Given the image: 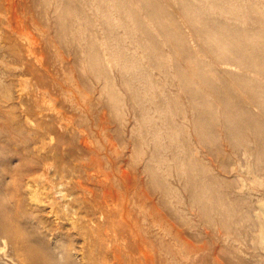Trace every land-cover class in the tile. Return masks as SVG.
Returning a JSON list of instances; mask_svg holds the SVG:
<instances>
[{"label": "rangeland", "instance_id": "obj_1", "mask_svg": "<svg viewBox=\"0 0 264 264\" xmlns=\"http://www.w3.org/2000/svg\"><path fill=\"white\" fill-rule=\"evenodd\" d=\"M245 1L236 0L235 5L241 2L240 11L230 26L235 23L246 31L250 27L254 35L264 31V0ZM211 3L0 0V127L4 128H0V212L17 242L15 247L0 229V264H42L45 257V264H94V260L112 264L111 244L93 247L89 234L99 222L109 225L106 206L114 208L118 221L125 204L139 246L146 251L137 255L142 264H264V237L259 235V221L264 223V157L257 158L254 136L244 125H240L242 138L228 134L225 127L236 126V121L226 118V106L197 72L208 70L222 86L221 94L231 90L228 105L235 108V115L249 110L261 122L264 116L241 83L226 80L217 70L230 68L220 64L219 41L199 29L213 20L222 23L227 13L212 10ZM109 9L113 36L98 14ZM250 32L244 38H251ZM117 41L121 42L118 61L111 54ZM96 56L98 65L93 61ZM175 70L187 73L191 82ZM95 75L102 77L98 80ZM247 76L257 77L250 72ZM148 85L151 89L144 87ZM191 89L204 98L193 102L189 96L190 100ZM193 103L213 108L212 115L196 123ZM47 126L53 133L37 140V130L45 132ZM6 128L11 132L7 134ZM244 146L253 154L250 159L238 155ZM193 158L207 175L198 176ZM189 166L197 181L205 180L212 188L206 195L208 213L188 187L189 174L184 170ZM196 192H204L201 182ZM228 209L234 216L230 222ZM208 216L218 221L210 223ZM110 227L112 234L118 231L117 226ZM119 243L126 242L123 238Z\"/></svg>", "mask_w": 264, "mask_h": 264}, {"label": "bare ground", "instance_id": "obj_2", "mask_svg": "<svg viewBox=\"0 0 264 264\" xmlns=\"http://www.w3.org/2000/svg\"><path fill=\"white\" fill-rule=\"evenodd\" d=\"M92 1H94V0H92ZM182 1H184V0H182ZM186 1V0H185ZM200 1V0H199ZM239 1V0H238ZM245 1V0H244ZM71 2V1H70ZM105 2V1H104ZM192 2V1H191ZM203 2V1H202ZM246 2V1H245ZM250 2V1H249ZM248 1H247V3H249ZM204 3V2H203ZM210 3V2H209ZM237 2H236V0H222L221 2H219V1H217V0H212V3L210 4V8L212 9V10H219L220 12H221V14L222 13H224L225 12V14L227 13V15H225V17H224V19H223V21H222V23L221 22H219V24H216L214 21L215 20H213L212 18H210V17H207V18H210V19H212L213 21H211V22H208V23H206V24H204L203 25V27L202 28H198L200 31H202V30H204V31H206V33H208V34H213L212 35V37H215V38H217L218 39V41H219V46L220 47H222V48H220V47H218L219 48V50L221 49V53L219 54V58L221 59V63L220 64H223L224 66H227V67H230L229 69H226V67H225V69H217V70H219L218 72H220L221 74H222V77L224 76L225 78H226V80L227 79H231V80H236V81H238L239 83H241L243 86H244V88L246 89V91H245V93L246 94H248L249 96V98H250V100H251V102H253L258 108H259V110H260V113L262 114V116H264V31L262 30V31H260V30H258V32L254 35V28L252 29V30H254V31H251V32H253V35L255 36L254 38H252L253 37V35H252V37L251 38H244L245 36V34H247L248 32H250L249 31V28H248V32L244 29H241L240 28V26L238 27V26H236L235 25V23L233 24L234 26L233 27H231L230 25L232 24V22H231V24H230V20L232 19H234L235 21H236V19L237 18H234L233 17V15L235 16L236 14H238V11H240V10H237V9H239V7L237 6L239 3L241 4V2H239L237 5H235ZM247 3H245V4H247ZM253 3V2H252ZM257 3V2H256ZM67 4V3H66ZM91 4V3H90ZM94 4V3H93ZM109 4V3H108ZM112 4H114V3H112ZM111 4V5H112ZM170 5H172L171 3H169ZM186 4V3H185ZM184 4V5H185ZM202 4V3H201ZM255 4V2L252 4V5H254ZM70 5V4H69ZM116 5H118V3L116 4ZM156 5V4H155ZM180 5V4H179ZM192 5V4H191ZM197 5V4H196ZM251 5V4H250ZM99 6V5H98ZM107 6V5H106ZM198 6H199V4H198ZM247 6V5H246ZM258 5H256V7H257ZM100 7V6H99ZM103 7V6H102ZM112 7V6H111ZM111 7H109V8H111ZM194 7V6H193ZM95 8V7H94ZM113 8H115V7H113ZM157 8V6L155 7V9ZM201 8V7H200ZM242 8V7H241ZM249 8H250V6H249ZM77 9V8H76ZM103 9V8H102ZM185 9V8H184ZM196 9H197V7H196ZM195 9V10H196ZM203 9V8H202ZM208 9V8H207ZM252 9H254L253 7H252ZM258 9H261V8H258ZM70 10V9H69ZM97 10H99V8L97 9ZM201 10V9H200ZM255 10V9H254ZM113 11H115V10H113ZM189 11V10H188ZM242 11V10H241ZM244 11V10H243ZM243 11H242V14H244L243 13ZM248 11V10H247ZM256 11H257V9H256ZM264 11V10H263ZM262 11V12H263ZM68 12V11H67ZM104 13H101V12H99L98 11V14L99 15H101V18L100 19H102V20H104L107 24L106 25H108V27H110V34L112 35L113 33H114V29H115V26L114 25H112L111 23L112 22H110L111 20H113V18H112V13L110 12V9H109V12L108 13H105V11H103ZM154 12V11H153ZM157 12V11H156ZM186 12V11H185ZM258 13H262L260 10H258L257 11ZM206 13V12H205ZM211 13V12H210ZM209 13V14H210ZM246 13H250V12H246ZM257 13V14H258ZM264 13V12H263ZM262 13V14H263ZM156 14V13H155ZM185 14H188V13H185ZM220 14V15H221ZM252 14V13H251ZM250 14V15H251ZM253 14H255L254 13V11H253ZM85 15V14H84ZM223 15V14H222ZM229 15V16H228ZM239 15V14H238ZM249 15V16H250ZM71 16V15H70ZM189 16H190V14H189ZM206 16V15H205ZM254 16V15H253ZM67 17V16H66ZM74 17V16H73ZM214 17V16H213ZM238 17V16H237ZM245 17V16H244ZM251 17V16H250ZM249 17V18H250ZM264 17V16H263ZM72 18V17H71ZM70 18V19H71ZM195 18H197V17H195ZM239 18H241V17H239ZM252 19H254L253 17H251ZM250 18V19H251ZM257 18V17H256ZM260 18H262V17H260ZM188 19V18H187ZM209 19V20H210ZM217 19H218V17H217ZM244 19V18H243ZM246 19H248V18H246ZM249 19V20H250ZM251 19V20H252ZM258 19V18H257ZM257 19H255V20H257ZM263 19V18H262ZM260 20L261 22L263 21V20ZM220 20V19H219ZM238 20H242V19H238ZM103 21V22H104ZM190 21H191V19H190ZM198 21V20H197ZM201 21H203V19L201 20ZM217 22H218V20H216ZM221 21V20H220ZM240 21H238V22H240ZM258 21V20H257ZM259 21V22H260ZM99 22V21H98ZM104 22V23H105ZM196 22V21H195ZM253 22V21H252ZM80 24V23H79ZM188 24H189V22H188ZM196 24V23H195ZM237 24V23H236ZM243 24V23H242ZM66 25V24H65ZM64 25V26H65ZM161 25V24H160ZM190 25V24H189ZM201 25V24H200ZM239 25H241V24H239ZM259 25H262L261 23H259ZM192 26V25H191ZM196 26V25H195ZM227 26L228 27H230V29L231 30H229V29H227ZM246 26V25H245ZM264 26V25H263ZM263 26H261V27H263ZM158 27H160V26H158ZM164 27H168V26H165L164 25ZM198 26H196V28H197ZM253 27V26H252ZM64 28V27H63ZM163 28V27H162ZM170 28V27H169ZM189 28H190V26H189ZM192 28V27H191ZM190 28V30L192 31V29ZM64 29H66V28H64ZM69 29V28H68ZM165 29V28H164ZM163 29V30H164ZM195 29V28H194ZM250 29V30H251ZM255 29H256V26H255ZM75 30H77L78 31V29H75ZM108 31H109V29H108ZM175 31V30H174ZM204 31H202V34H203V32ZM195 32V31H194ZM250 32V33H251ZM66 33V32H65ZM76 33V32H75ZM164 33H166L165 31H164ZM163 33V34H164ZM191 33H193V32H191ZM171 34V33H170ZM195 34V33H194ZM201 34V33H200ZM113 36V35H112ZM176 36H177V34H176ZM248 36H250V34L248 35ZM182 37V36H181ZM208 37V36H207ZM247 37V36H246ZM175 38V37H174ZM110 39V38H109ZM115 40H118V39H116V38H114ZM176 39H178L179 41H180V39H179V37H176ZM183 39V38H182ZM185 39V38H184ZM113 40V39H112ZM209 41V40H208ZM207 41V42H208ZM211 41H213V40H211ZM174 42H175V40H174ZM173 42V43H174ZM178 42V41H177ZM183 42V41H182ZM203 42H204V40H203ZM205 42H206V40H205ZM205 42H204V44H205ZM210 42V41H209ZM208 42V43H209ZM178 43H180V42H178ZM211 43V42H210ZM210 43H209V45L207 46V49H208V47L210 46ZM120 44H121V42H120ZM119 43H118V41L115 43V45H116V47H115V45H114V51L111 53L112 54V57L114 56V58H116V60L118 61L119 60V56H121V55H119V52H118V50L120 49H117V45H120ZM184 44V43H183ZM203 44V45H204ZM207 44V43H206ZM205 44V45H206ZM216 44H217V42H216ZM106 45V44H105ZM175 45H177V44H175ZM180 45H182L181 43H180ZM184 45H186V42H185V44ZM190 45V44H189ZM189 45L188 46H185V47H189ZM177 46H179V45H177ZM183 46V45H182ZM211 46H213V45H211ZM119 47V46H118ZM121 47V46H120ZM184 47V48H185ZM108 48H110V47H108ZM210 48V47H209ZM212 48V47H211ZM210 48V50H212ZM105 49V48H104ZM103 49V52L105 51ZM188 49V48H187ZM187 49H186V53H187ZM191 49V48H190ZM189 49V50H190ZM214 49V48H213ZM184 50V49H183ZM215 50V49H214ZM217 50V49H216ZM110 51V50H109ZM112 51V50H111ZM122 52H123V50H121ZM108 53V52H107ZM191 53V52H190ZM189 53V54H190ZM196 53V52H195ZM198 53V52H197ZM105 54V53H104ZM109 54V53H108ZM107 54V55H108ZM110 54V55H111ZM193 54V53H192ZM213 54V53H212ZM124 55V54H123ZM123 55H122V57H123ZM155 55V54H154ZM215 55V54H214ZM194 56V55H193ZM192 56V57H193ZM196 56V55H195ZM91 57H93L92 55H91ZM90 56H89V58H91ZM109 57V56H108ZM132 57V56H131ZM134 57V59H135V56H133ZM189 57H191V56H189ZM188 57V58H189ZM191 57V60L193 59ZM217 57H218V55H217ZM128 58H129V56H128ZM157 58H158V56H157ZM186 58H187V56H186ZM93 59V58H92ZM91 59V60H92ZM101 59V58H100ZM121 59H124V58H121ZM130 59V58H129ZM134 59H132V63L134 64ZM190 59V58H189ZM215 59V58H214ZM106 60V59H105ZM108 60H110V59H108ZM112 60H114L113 58H112ZM125 60V59H124ZM162 60V59H161ZM216 60V59H215ZM95 63V65H98V63H99V58L96 56L95 58H94V60H93ZM93 61H91V62H93ZM122 61V60H121ZM120 61V62H121ZM127 61V60H126ZM156 61H157V59H156ZM197 62H198V59L196 60ZM195 61V62H196ZM104 62V61H103ZM103 62H102V64H103ZM107 62V61H106ZM111 62H113V61H109V65H111ZM128 62V61H127ZM130 62H131V60H130ZM135 62H137V60L135 61ZM168 62V61H167ZM200 62V61H199ZM202 62V61H201ZM217 62V63H218ZM123 63H124V61H123ZM123 63H122V65H123ZM160 63V62H159ZM203 63V62H202ZM93 64V65H94ZM120 64V63H119ZM131 64V63H130ZM138 64H139V62H138ZM138 64H136V65H138ZM198 64V63H197ZM205 63H203V65H204ZM219 64V65H220ZM114 65V64H113ZM164 65V64H163ZM167 65V64H166ZM178 65H180L181 66V64H178ZM193 65V64H192ZM99 66H103V65H99ZM115 66V65H114ZM127 66V65H126ZM168 66H170V65H168ZM176 66H177V64H176ZM179 66V67H180ZM197 67H198V65H196ZM200 66V65H199ZM202 66V65H201ZM223 66V67H224ZM109 67V66H108ZM119 67V66H118ZM123 67V66H122ZM128 67V66H127ZM127 67H124V71L126 70V68ZM135 68H136V66H134ZM138 67V66H137ZM165 67V66H164ZM172 67V66H171ZM183 67V66H182ZM182 67H181V69H182ZM190 67V66H189ZM204 66H202V68H203ZM232 67H235V68H238V69H240V70H242V73H237V72H235V71H233V69H232ZM93 68H94V66H93ZM105 68V67H104ZM120 68H121V66H120ZM134 68V69H135ZM140 68V67H139ZM185 68V67H184ZM195 68V67H194ZM97 69V67L95 68V70ZM168 69V68H167ZM166 69V67H165V70H167ZM201 69V68H200ZM205 69V68H204ZM121 69H119V71H120ZM123 70V69H122ZM169 70H170V68H169ZM173 70H174V68H173ZM172 69L170 70V71H173ZM177 70H178V68H177ZM177 70H175V71H177ZM186 70V69H185ZM185 70H183V71H185ZM187 70H188V68H187ZM197 70V69H196ZM215 70V69H214ZM131 71V70H130ZM135 71V70H134ZM133 71V72H134ZM168 71V70H167ZM167 71H165V72H167ZM174 71V74L176 73ZM182 71V70H181ZM188 71H190V70H188ZM193 71V70H192ZM212 71V70H211ZM145 72V71H144ZM179 71H177V73H178ZM197 72V71H196ZM195 71H194V76H195V73H196ZM217 72V71H216ZM254 73L257 77H253V78H250V77H248L247 76V73ZM129 73V70L127 71V74ZM135 73V72H134ZM133 73V75H135ZM177 73H176V76H177ZM180 73V72H179ZM193 73V72H192ZM213 73V72H212ZM137 74V73H136ZM140 74V73H139ZM146 74V73H145ZM180 74H182V73H180ZM179 74V75H180ZM187 73H183L182 75H181V77L183 76V79L185 78L186 79V81L188 80L187 78V75H186ZM190 74V73H189ZM216 74V73H215ZM218 74V73H217ZM98 75V74H97ZM129 75V74H128ZM197 76H199L205 83H207V86H208V88H210L213 92H215L216 94H217V97H219L220 98V102H221V104L223 103L225 106H226V111H227V114H225L226 115V118H228V120H230V121H232L233 119H234V122L236 121V126H226L225 127V129H226V131L228 132V134H231V135H238V136H240L241 138L243 137L242 136V134H241V132H240V125L242 126V125H244L245 127H247L251 132H252V134H253V136H254V140H255V143H256V145H257V147H256V149L257 150H254V151H256L255 152V154H256V156H257V158L260 156L259 154H262V156L264 157V121L263 122H261L254 114H252L249 110H244L243 111V114L241 113H239V112H237V113H239L240 115L239 116H237V115H235L236 113H235V108L233 109H231L230 107H232V106H229L230 104H229V100H228V98H227V95L231 92V90H229V88H228V93H227V87L226 88H224L226 91H224V92H226L227 94H221L220 92H219V90H221L220 89V87L222 88V86H219L218 84H217V82L215 81V80H213V77L212 76H210V74L208 73V70L207 71H203V70H200L199 72H197V74H196ZM96 76V75H95ZM139 76V75H138ZM145 76V75H144ZM102 77V76H101ZM101 77H99V78H101ZM131 77H133V76H131ZM179 77V76H178ZM177 77V78H178ZM190 77H191V75H190ZM190 77H189V79H190ZM212 77V78H211ZM96 78H98V76H96ZM99 78H98V80H99ZM192 78H194V77H192ZM196 78V77H195ZM221 78V77H220ZM181 79V78H180ZM183 79H182V81H183ZM197 79H199V78H197ZM191 80V79H190ZM190 80H188V81H190ZM219 80V79H218ZM179 81H181V80H179ZM181 81V82H182ZM191 82V81H190ZM192 82H194V81H192ZM196 82H197V80H196ZM220 82V81H219ZM151 83V82H150ZM188 83V82H187ZM148 83H146V85H147ZM182 84H183V82H182ZM198 84V83H197ZM220 84V83H219ZM186 82H185V90H186ZM191 85V84H190ZM189 85V86H190ZM194 85V84H193ZM196 85V84H195ZM195 85L193 86V87H195ZM200 85V84H199ZM150 86H152V85H150ZM183 87H184V85H182ZM205 86V85H204ZM144 87H147V88H150L149 87V85L148 86H144ZM188 87V86H187ZM197 87V86H196ZM201 87V86H200ZM199 87V88H200ZM192 88V87H191ZM198 88V90H200ZM151 89V88H150ZM149 89V90H150ZM189 89V88H188ZM195 89H197V88H195ZM194 89V90H195ZM204 90H205V88H203ZM146 90V89H145ZM193 90V91H194ZM197 90V91H198ZM191 91H192V89H191ZM192 91V92H193ZM222 91V90H221ZM204 92V91H203ZM208 92V91H207ZM210 92V91H209ZM187 93V92H186ZM198 93H199V91L198 92H196V91H194V93H190V95H188V97L190 96L191 98H192V100H193V102L195 101L196 102V100L199 102V101H201V98H204V95H201V94H203V93H201L200 95H198ZM211 93V92H210ZM213 94V93H212ZM210 95V94H209ZM209 95H207V97L209 96ZM203 96V97H202ZM216 96V95H215ZM190 97H189V99H190ZM210 97V96H209ZM207 98H205V100H206ZM209 99V98H208ZM236 99H237V97H236ZM191 100V99H190ZM205 100H203V101H205ZM210 100V99H209ZM207 101V100H206ZM205 101V102H206ZM209 102V101H208ZM207 103V102H206ZM205 103V104H206ZM195 104H196V106H195ZM199 104H201V102L199 103ZM198 103H193V105L195 106V108H194V110H197L196 111V123H202V122H205V120H206V118H208V116H211L212 115V110H213V108H211V107H208V106H201V105H203V104H201V105H199ZM229 104V105H228ZM227 105H228V107H227ZM224 106V107H225ZM254 113H256V112H254ZM260 113H259V115H260ZM257 115H258V113H257ZM258 115V116H259ZM238 117V118H237ZM9 121V120H8ZM8 124H10V123H8ZM29 124H31V123H29ZM32 125V124H31ZM5 126V125H4ZM13 126V125H12ZM243 126V127H244ZM1 128V127H0ZM3 128V127H2ZM1 128V129H2ZM12 128V127H11ZM41 128V127H40ZM4 129V128H3ZM5 130H7L6 132H7V134L8 133H10L11 131H10V129L8 128H6ZM12 130V129H11ZM15 131V130H14ZM1 133H2V131H0ZM53 133V127L52 126H47V128L45 129V132H42V131H39L38 132V130H37V136L35 137L37 140H39V138H40V136H49V135H51ZM6 134V133H5ZM2 135H3V133H2ZM16 135V134H15ZM8 136V135H7ZM13 136V135H12ZM206 135H204V136H202V138H201V140L202 141H206V137H205ZM33 137V138H34ZM6 138V137H5ZM11 140L14 138V137H9ZM159 138V137H158ZM8 139V138H7ZM30 140V139H29ZM160 140V139H159ZM25 141V140H24ZM27 141H28V138H27ZM9 142H10V140H9ZM29 144V143H28ZM158 144V143H157ZM156 144V145H157ZM175 144H177V143H174V142H171V146L172 147H176L175 146ZM178 145V144H177ZM114 146V145H113ZM159 146H161L162 148L164 147V143H162V141L160 142V144H159ZM158 146V147H159ZM29 147V146H28ZM131 147V146H130ZM111 148H113V147H111ZM110 148V149H111ZM177 148V147H176ZM31 149V148H30ZM260 150H261V152H260ZM238 155H240V157H244V158H247V159H250V157L253 155L251 152H250V149L248 148V146H244V148L240 151V153L238 154ZM41 161V160H40ZM192 162H193V167H197L198 169V176L199 177H201V175L203 176H205V175H207V173H208V171L206 170V168L205 167H202L201 166V164H200V162H199V160L198 159H196V158H193V160H192ZM112 163V162H111ZM184 163V162H183ZM249 163H250V161H249ZM116 164V163H115ZM263 165H264V163H263ZM182 167V166H181ZM190 167V166H189ZM200 167L202 168V169H200ZM253 167V166H252ZM251 168V167H250ZM254 170H252L253 171V174L254 173H256V169L255 168H253ZM120 170H121V167H120ZM186 173H188L189 175H188V187L191 189V190H193V193H192V195H193V197H194V200L197 202V203H200L201 205H202V207H203V211L205 212V213H208L209 212V208H208V203H209V200L207 199V197H206V195L209 193V191H212V188H211V186L210 185H207V183L205 182V180H203V181H201V179H199V181H197L195 178H196V176L194 175V173H193V168H189V169H186V170H184ZM261 171V170H260ZM262 171L264 172V167L262 168ZM8 173L6 172V173H3V176H6ZM20 176H21V174H20ZM105 177V176H104ZM125 177V176H124ZM123 177V178H124ZM127 180V179H126ZM131 180V179H130ZM110 182V181H109ZM120 182V181H119ZM118 182V183H119ZM202 183V188H203V190H204V192H196V189H197V186H198V184L199 183ZM99 183V182H98ZM104 188H107V185H106V187H104ZM110 190V189H109ZM114 191H115V189H114ZM124 191H127V190H124ZM15 195V194H14ZM113 196H117V195H113ZM13 198V197H12ZM12 200H14V199H12ZM101 200H102V198H101ZM101 200H99V201H101ZM114 200H116V202H117V198H115ZM98 201V202H99ZM109 201V200H108ZM16 202V201H15ZM17 202H18V200H17ZM115 202V201H114ZM115 202V204L117 205V203ZM105 204V203H104ZM109 204V203H108ZM97 205V204H96ZM128 205H130V204H128ZM18 206V205H17ZM16 207V206H15ZM107 208H110L109 209V215H107V220H108V222H109V227L110 226H117L118 227V231L115 233V234H112L111 232L112 231H109L108 229H109V227L108 226H106V227H104L102 224H99V223H97L98 224V227H97V229L96 230H93V231H91L90 232V236H89V242L92 244V246L94 247V246H96V245H104L105 243H110L111 244V254H113V259H114V263H112V264H142V262H141V260L138 258V253H141L142 251H143V247H142V245H141V247L139 246V238L137 237V235H136V230H135V228H134V225L131 223V221H130V219H127L128 218V216L126 215V214H128V212H129V209H128V207L126 206V204H125V207H124V213H122L121 215H120V217H121V219H119L118 221H116V219H115V211H114V208H112V207H109V205L108 206H106ZM114 207V206H113ZM121 207V206H120ZM18 208V207H17ZM20 209V208H19ZM18 210V209H17ZM107 211H108V209H106ZM106 210H104V211H106ZM233 210V209H232ZM235 210V209H234ZM104 211H103V214H104ZM226 211V214H227V220H228V222H230L232 219H234L233 217L234 216H231V214H230V211H229V209L228 210H225ZM2 212V211H1ZM0 212V229H2L5 233H7L8 235H9V238L11 239V241L13 242V243H15V247H16V241H15V238L11 235V233H10V231H13V230H10V229H12L11 227H9V231H8V229H7V227H6V221L7 220H5V218H4V214H2ZM5 212V211H4ZM13 212V211H12ZM14 212H15V210H14ZM233 212V211H232ZM6 216V215H5ZM15 216V215H14ZM18 216V215H17ZM246 217H247V215H245ZM256 217L258 218V219H260V216H259V214H257L256 215ZM8 218H10V216L8 217ZM15 219V218H14ZM14 219H12V221L14 220ZM241 220H244V217L242 216L241 218H240ZM257 219V220H258ZM106 220V221H107ZM101 221V220H100ZM105 221V220H104ZM207 221L208 222H210V223H212V222H215V221H218V220H216L213 216H208L207 217ZM98 222V221H97ZM227 222V223H228ZM258 222V221H257ZM14 224V223H13ZM259 226L261 227V231H260V234L259 235H261V237L263 238L264 237V223L262 222V221H259ZM104 227V228H103ZM111 228V227H110ZM117 230V229H116ZM19 231V230H18ZM91 237V238H90ZM123 238H124V241L126 242L125 243V245L123 246V245H121L119 242H120V239H122L123 240ZM144 239H142V241H143ZM100 241V242H99ZM20 244V243H19ZM143 244L145 245V243L143 242ZM89 247V246H88ZM124 248H127L129 251H128V253L129 254H126V252L125 253H123L122 252V250L124 249ZM20 250H21V248H19ZM30 250V249H29ZM139 250V251H138ZM141 251V252H140ZM25 252V251H24ZM30 252V251H29ZM37 253V252H36ZM142 253H146V251L145 252H142ZM141 253V254H142ZM192 253V252H191ZM32 254H34V253H32ZM32 256V255H31ZM30 257V256H29ZM33 257V256H32ZM27 259H29L28 257H26ZM46 257H45V262H46ZM24 260V259H23ZM22 260V261H23ZM44 260H42L41 262H43ZM27 262V261H26ZM45 262H43L44 264H45ZM242 262V261H241ZM23 263H25V262H23ZM42 263V264H43ZM94 264H100V263H98V262H96L95 260H94Z\"/></svg>", "mask_w": 264, "mask_h": 264}]
</instances>
